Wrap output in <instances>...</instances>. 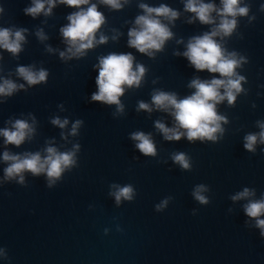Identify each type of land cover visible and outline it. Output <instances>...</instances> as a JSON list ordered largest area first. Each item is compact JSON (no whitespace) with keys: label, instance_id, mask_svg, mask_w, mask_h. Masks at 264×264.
<instances>
[{"label":"water","instance_id":"obj_1","mask_svg":"<svg viewBox=\"0 0 264 264\" xmlns=\"http://www.w3.org/2000/svg\"><path fill=\"white\" fill-rule=\"evenodd\" d=\"M264 0H0V264H97Z\"/></svg>","mask_w":264,"mask_h":264}]
</instances>
